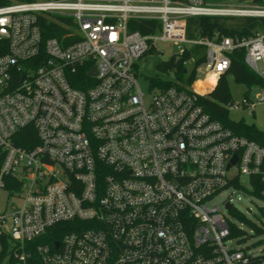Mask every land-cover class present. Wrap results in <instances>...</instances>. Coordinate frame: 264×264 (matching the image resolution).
<instances>
[{"label": "built area", "instance_id": "obj_1", "mask_svg": "<svg viewBox=\"0 0 264 264\" xmlns=\"http://www.w3.org/2000/svg\"><path fill=\"white\" fill-rule=\"evenodd\" d=\"M192 17L262 20L264 0H0V264H264L228 246L230 202L208 205L264 182V147L214 121L200 105L214 88L195 87L216 85L240 48L264 81V32L189 41ZM134 20H158L179 60L204 46V79L146 102L134 68L158 37ZM255 90L251 112L264 103ZM67 222L61 240L45 238Z\"/></svg>", "mask_w": 264, "mask_h": 264}, {"label": "trees", "instance_id": "obj_2", "mask_svg": "<svg viewBox=\"0 0 264 264\" xmlns=\"http://www.w3.org/2000/svg\"><path fill=\"white\" fill-rule=\"evenodd\" d=\"M47 29L46 38H61L62 30L54 24L44 23ZM130 28L133 31H139L142 35L156 34L161 29L158 20H134L130 21ZM264 32V19L247 18H219V17H192L186 22V38L189 41L197 40H220L228 37L233 40H249L258 33ZM152 51V50H150ZM149 51V52H150ZM246 50L236 49L230 54L231 66L229 71L214 84V80L208 78L206 81H198L196 89L206 92L211 88L214 90L200 98V105L204 111L214 120L220 122L234 134L255 141L264 147V131L259 130L255 125H249L244 120L235 122L231 120L229 110L224 104H231V94L228 87L227 77L233 76L235 81L247 87L248 92L255 88H264V81L248 67L246 61ZM189 61V66L183 64ZM206 61V48L202 45H191L182 59L171 58L167 62L160 63L157 66L159 72H173L176 75L177 82L165 81L159 76L149 78L150 86L162 91L171 87L186 88L191 87L198 80V68ZM76 87L80 86L74 84ZM19 145H24L19 143ZM1 167V160H0ZM254 190L252 194L260 199H264V182L260 178L252 179ZM232 214L253 228L256 235L264 234V229L247 220L237 210ZM71 223H60L47 231L46 237L49 242L61 240L62 237L72 229ZM234 236L243 237V231L232 228Z\"/></svg>", "mask_w": 264, "mask_h": 264}, {"label": "rangeland", "instance_id": "obj_3", "mask_svg": "<svg viewBox=\"0 0 264 264\" xmlns=\"http://www.w3.org/2000/svg\"><path fill=\"white\" fill-rule=\"evenodd\" d=\"M248 0H205L209 6H242ZM158 39L154 42L152 51L148 52L141 58L134 68L136 80L140 86L146 102L152 100L158 89L150 86L149 78L159 76L165 81L177 82L176 75L173 72H159L157 66L160 63L167 62L173 57H177L179 53L178 43L170 40H162L160 33H156ZM199 80L204 79V75L200 74ZM228 87L231 94V104H224L229 110L231 120L239 122L244 120L249 125H255L259 130L264 131V103H256L254 112L243 106V102L247 99L256 100L260 92L251 91L248 93L246 86L235 81L233 76L227 77ZM248 190H234L229 188L222 191L211 202L209 207L221 206L225 208V202L230 204L242 214L247 220L264 229V199L255 197L252 194L248 184H245ZM232 223L241 231L243 237H237L228 243L230 248L243 249L253 256H264V234L256 235L253 228L237 218L232 212L226 213Z\"/></svg>", "mask_w": 264, "mask_h": 264}, {"label": "water", "instance_id": "obj_4", "mask_svg": "<svg viewBox=\"0 0 264 264\" xmlns=\"http://www.w3.org/2000/svg\"><path fill=\"white\" fill-rule=\"evenodd\" d=\"M91 74H92V75L95 74V70H93V71L91 72ZM236 161H237V157L235 156L232 162H233V163H236ZM229 168H230V166H228V170H229ZM227 207H228V208H231V204H228ZM56 245H58V243H57Z\"/></svg>", "mask_w": 264, "mask_h": 264}]
</instances>
